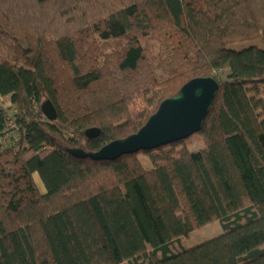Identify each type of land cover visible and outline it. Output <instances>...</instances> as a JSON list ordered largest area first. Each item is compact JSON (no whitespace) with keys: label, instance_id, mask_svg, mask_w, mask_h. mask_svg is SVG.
<instances>
[{"label":"trees","instance_id":"obj_1","mask_svg":"<svg viewBox=\"0 0 264 264\" xmlns=\"http://www.w3.org/2000/svg\"><path fill=\"white\" fill-rule=\"evenodd\" d=\"M260 38L264 0H0V98L17 107L0 100V264H264V48H237ZM200 76L219 83L204 148L68 152L138 132Z\"/></svg>","mask_w":264,"mask_h":264},{"label":"water","instance_id":"obj_2","mask_svg":"<svg viewBox=\"0 0 264 264\" xmlns=\"http://www.w3.org/2000/svg\"><path fill=\"white\" fill-rule=\"evenodd\" d=\"M218 91L219 83L213 76L193 78L184 84L177 94L162 101L158 110L138 132L114 140L95 152L82 148L67 150L78 158L115 160L124 154L186 140L203 128ZM41 108L50 121L58 118V110L52 100L44 101ZM100 133L99 127L86 130L88 138L98 137Z\"/></svg>","mask_w":264,"mask_h":264},{"label":"rangeland","instance_id":"obj_3","mask_svg":"<svg viewBox=\"0 0 264 264\" xmlns=\"http://www.w3.org/2000/svg\"><path fill=\"white\" fill-rule=\"evenodd\" d=\"M249 45H256V46H259L261 48H264V38H260V39L255 40V41L248 42V43L243 44V45H237V48H241L243 46H249ZM223 76L225 77V72L223 73ZM260 94H261V96H264V88L261 89ZM0 100H1V103L3 104V106L9 110L10 114H14L16 112L17 107L14 104H12L10 96L1 97ZM184 141H185L184 145L188 144L190 146V149L193 151H196V150H199V149H202L205 147V145L201 141L200 136L197 134L193 135L192 137H190ZM5 143L8 144L9 142L6 140ZM139 157L140 158H146L147 156L145 154H140ZM34 177H35L36 183H37L40 191L42 193H45L46 189H45V186H44L41 178L39 177V175L36 173V174H34ZM218 231H222V227L219 224V222L218 223L216 222L215 224L207 225L203 228L195 230L188 242L191 244L192 243L193 244H200L206 238L215 237V235ZM122 264H128V263L125 262Z\"/></svg>","mask_w":264,"mask_h":264},{"label":"built area","instance_id":"obj_4","mask_svg":"<svg viewBox=\"0 0 264 264\" xmlns=\"http://www.w3.org/2000/svg\"><path fill=\"white\" fill-rule=\"evenodd\" d=\"M12 122V121H11Z\"/></svg>","mask_w":264,"mask_h":264}]
</instances>
